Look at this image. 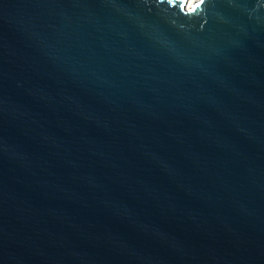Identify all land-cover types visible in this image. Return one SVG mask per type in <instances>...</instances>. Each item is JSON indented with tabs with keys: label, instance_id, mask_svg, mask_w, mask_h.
<instances>
[{
	"label": "water",
	"instance_id": "95a60500",
	"mask_svg": "<svg viewBox=\"0 0 264 264\" xmlns=\"http://www.w3.org/2000/svg\"><path fill=\"white\" fill-rule=\"evenodd\" d=\"M0 0V264H264V0Z\"/></svg>",
	"mask_w": 264,
	"mask_h": 264
},
{
	"label": "bare ground",
	"instance_id": "6f19581e",
	"mask_svg": "<svg viewBox=\"0 0 264 264\" xmlns=\"http://www.w3.org/2000/svg\"><path fill=\"white\" fill-rule=\"evenodd\" d=\"M197 1H199V0H189V2L191 3V4L189 5V8H190L195 2H197Z\"/></svg>",
	"mask_w": 264,
	"mask_h": 264
}]
</instances>
